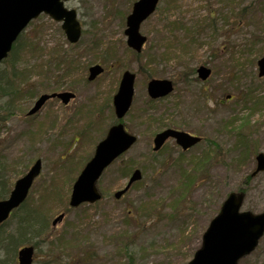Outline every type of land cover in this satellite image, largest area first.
Wrapping results in <instances>:
<instances>
[{"label":"rangeland","instance_id":"374dc122","mask_svg":"<svg viewBox=\"0 0 264 264\" xmlns=\"http://www.w3.org/2000/svg\"><path fill=\"white\" fill-rule=\"evenodd\" d=\"M134 1H66L83 25L74 45L45 13L21 37L38 30L50 47L61 44L75 57L63 73L44 61L43 52L27 49L19 62L21 79L30 83L12 105L3 102L9 113L0 110V116L7 115L0 130L7 178L14 182L35 158L43 166L28 204L9 223L17 224L28 207L42 209L49 223L66 212L47 239L50 248L45 244L34 264H128L129 256L132 264H187L231 190L246 191L242 209L264 211V170L249 178L254 151H264V76L257 70L264 53V0H160L140 25L147 40L139 55L132 53L124 33ZM96 62L105 69L89 80L88 68ZM204 63L212 74L201 81L196 68ZM123 70L137 76L134 100L123 117L137 141L102 173V199L67 211L73 181L115 121L112 95ZM151 77L173 80V91L149 97ZM65 89L75 92L68 104L54 97L27 115L41 93ZM165 127L200 134L206 141L184 151L170 138L153 152V136ZM207 139L220 145L221 153L194 170ZM136 167L142 178L115 199L113 192L123 188ZM258 243L239 264H264V236ZM125 244L129 251L122 249ZM52 257L58 261L48 262ZM14 260L9 256L7 263Z\"/></svg>","mask_w":264,"mask_h":264},{"label":"water","instance_id":"95a60500","mask_svg":"<svg viewBox=\"0 0 264 264\" xmlns=\"http://www.w3.org/2000/svg\"><path fill=\"white\" fill-rule=\"evenodd\" d=\"M64 0H0V61L7 56L13 41L19 32L25 28L30 19L37 17L40 12H45L56 20H63L62 26L68 39L73 42L81 36V25L77 20L74 8L64 6ZM158 0H137L132 12L127 16V28L124 33L128 34L127 44L137 52L142 47L146 37L139 32V26L154 8ZM259 75H264V54L257 59ZM102 71L99 64L90 67L88 78L93 79ZM200 78L209 76L210 68L200 66L197 69ZM134 73L124 71L118 91L114 94L113 103L117 118L122 117L129 109L132 101ZM173 88L167 79H151L148 83V92L152 97L162 96ZM57 95L63 102H68L74 94L70 91L43 93L28 113L33 114L49 96ZM229 96V95H228ZM167 137H173L183 149L196 143L200 138L194 137L187 132L177 129H165L157 133L154 140V149H158ZM136 137L124 130L123 123L113 124L109 127L105 138L99 141L94 155L89 159L80 171L78 178L73 184L70 194V205L77 206L82 201L93 202L101 198L96 181L101 172L111 164V161L121 155L136 141ZM257 157V171L264 169V153ZM41 160L38 158L32 167L19 179L16 180L10 195L0 200V222L6 219L11 209L24 201L30 185L40 172ZM139 169L133 171L127 185L114 195L120 197L134 180L141 178ZM243 195L231 192L221 205L219 213L210 220L208 228L204 231L201 247L194 253V257L187 264H237V260L251 252L257 245L258 239L264 234V212L252 213L240 210ZM63 216L60 213L54 218L56 224ZM33 246L28 245L18 250L17 264H31Z\"/></svg>","mask_w":264,"mask_h":264},{"label":"trees","instance_id":"16d2710c","mask_svg":"<svg viewBox=\"0 0 264 264\" xmlns=\"http://www.w3.org/2000/svg\"><path fill=\"white\" fill-rule=\"evenodd\" d=\"M246 7L239 12V15H242L245 12ZM236 17V15H235ZM239 18V17H237ZM14 50V48H13ZM16 51H14L8 60L5 61H11L10 59L13 57V54ZM53 58L56 60V63L58 65H63L65 68L68 66L69 58L67 57L66 53L63 54H55ZM15 61V60H12ZM71 63V62H70ZM58 67V66H57ZM18 74L17 65L12 63L9 67H4L0 69V97L6 96V94H11L13 96L18 95V92L21 91V88H15L14 83L15 81H12V78L15 80L16 75ZM5 117V116H4ZM4 117H1L2 120H4ZM215 148V144L213 145ZM219 149V147H217ZM214 150V149H212ZM217 153V152H216ZM204 160H208V155H205L203 157ZM8 179L5 176V168H4V161L0 162V198L5 197L6 194L9 192V183ZM28 202H24L21 204L20 207H24V205H27ZM18 207V208H20ZM17 208V209H18ZM21 214L23 216L18 217V227L16 229V234H12L10 231L4 228L2 226L0 227V233L2 234V239L0 240V264H7V260L10 253H15V251L18 249V247L21 244H25L30 242H33L35 248L38 250L41 249L42 241H39V239L34 240L33 238L39 237L41 234H43L47 228V222L44 220V217L42 214L39 213V211L33 209L32 207L27 208L24 211H21ZM50 235H52L51 231H49ZM49 233L45 234V236H49ZM30 235V238H26L27 235ZM123 250H128V246L125 244V246H122ZM4 254V257H2V254ZM127 255V254H126ZM129 261L128 264H132V259L130 256L128 257Z\"/></svg>","mask_w":264,"mask_h":264}]
</instances>
